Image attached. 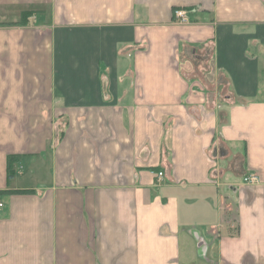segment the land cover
<instances>
[{"label": "crops", "instance_id": "1", "mask_svg": "<svg viewBox=\"0 0 264 264\" xmlns=\"http://www.w3.org/2000/svg\"><path fill=\"white\" fill-rule=\"evenodd\" d=\"M0 192V264H264V0H0Z\"/></svg>", "mask_w": 264, "mask_h": 264}, {"label": "built area", "instance_id": "2", "mask_svg": "<svg viewBox=\"0 0 264 264\" xmlns=\"http://www.w3.org/2000/svg\"><path fill=\"white\" fill-rule=\"evenodd\" d=\"M174 17L175 20H177L180 23H186L188 21L187 19V14L186 11L184 9H177L174 10ZM158 179H163L164 173L163 172H159L156 174ZM245 183H250V184H254L259 182V177L257 175H250L248 177L245 178ZM4 203L0 200V214L4 208Z\"/></svg>", "mask_w": 264, "mask_h": 264}, {"label": "trees", "instance_id": "3", "mask_svg": "<svg viewBox=\"0 0 264 264\" xmlns=\"http://www.w3.org/2000/svg\"><path fill=\"white\" fill-rule=\"evenodd\" d=\"M177 9H180V8H177ZM177 9H175V10H177ZM31 15H32L31 12L24 13L23 18H22V20L20 22L8 24V26H11V27H14V26H25V25L28 24V21H29L28 19H29V17ZM19 158H20V156H13V155H10L8 157V166H7V176H8V178H10L12 176V174H13V169H12V167L14 165L13 163H15V161L17 159H19ZM0 195H1V192H0Z\"/></svg>", "mask_w": 264, "mask_h": 264}, {"label": "rangeland", "instance_id": "4", "mask_svg": "<svg viewBox=\"0 0 264 264\" xmlns=\"http://www.w3.org/2000/svg\"><path fill=\"white\" fill-rule=\"evenodd\" d=\"M16 177H17V175H16ZM31 179H33V178H31Z\"/></svg>", "mask_w": 264, "mask_h": 264}]
</instances>
